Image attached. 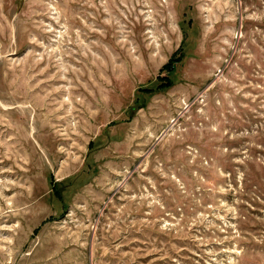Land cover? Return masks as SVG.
<instances>
[{"label": "rangeland", "instance_id": "374dc122", "mask_svg": "<svg viewBox=\"0 0 264 264\" xmlns=\"http://www.w3.org/2000/svg\"><path fill=\"white\" fill-rule=\"evenodd\" d=\"M0 264H264V0H0Z\"/></svg>", "mask_w": 264, "mask_h": 264}]
</instances>
